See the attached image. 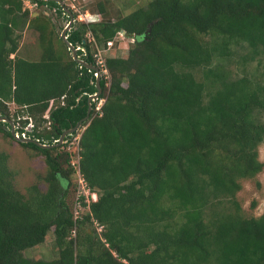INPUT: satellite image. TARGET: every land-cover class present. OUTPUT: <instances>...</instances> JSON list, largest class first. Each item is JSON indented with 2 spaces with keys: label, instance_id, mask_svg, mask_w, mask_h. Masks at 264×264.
Returning <instances> with one entry per match:
<instances>
[{
  "label": "trees",
  "instance_id": "16d2710c",
  "mask_svg": "<svg viewBox=\"0 0 264 264\" xmlns=\"http://www.w3.org/2000/svg\"><path fill=\"white\" fill-rule=\"evenodd\" d=\"M31 1L65 13L53 0ZM88 9L99 19L66 31L86 63L95 65L86 33L99 45L120 30L135 35L126 57L104 58L107 77L99 76L97 96L103 103L94 113L90 101L81 122L79 171L96 200L76 220V250L72 211L63 201L69 155L18 142L43 155L47 168L45 190L31 185L24 195L0 151V264H264V208L248 218L215 209L233 198L239 180L262 169L264 98L247 77L228 76L202 103L192 73L201 67L211 74L219 46L231 54L232 46L264 50V0H150L127 14H110L109 0H97ZM28 13L22 0H0V102L37 112L38 120L48 112L51 129L35 126L28 136L51 144L82 119L97 87L94 70L71 56L61 62L50 47L36 61L16 55L14 32ZM0 115L8 117L2 108ZM92 222L101 225L99 234ZM50 228L56 257L19 256Z\"/></svg>",
  "mask_w": 264,
  "mask_h": 264
},
{
  "label": "rangeland",
  "instance_id": "374dc122",
  "mask_svg": "<svg viewBox=\"0 0 264 264\" xmlns=\"http://www.w3.org/2000/svg\"><path fill=\"white\" fill-rule=\"evenodd\" d=\"M62 1L65 7L69 8L72 12L73 21L71 24L85 23L99 19L97 13H92L88 9L94 6V2L97 0ZM148 1L150 0H109L111 4L109 13L127 14L136 8L145 6ZM22 7L28 9L29 13L22 27L16 29L14 32V38L17 43L16 55L26 60L36 61L40 58L44 48L50 47L52 53L61 62L68 61L71 55L59 38L60 31L68 21L67 13H57L54 9L46 5H35L31 7L25 1H22ZM79 16L80 18H78ZM84 37L90 43L92 53L95 49H100L103 58L108 56L126 57L128 48L133 42V38L131 37H127L124 34H116L113 38L112 45L109 48H104L103 45L94 43L89 33H86ZM231 49L232 54L229 48L226 49L222 46H219L217 50L211 52L214 59L210 62L212 73L208 76L201 74V67L193 69L192 73L201 87L202 103H205L207 98L222 86L224 79L228 76L247 77L251 85H254L258 89L261 97L264 98V50H256L250 47L241 49L236 46H232ZM215 60L219 61V63L214 62ZM103 100L104 98L96 99L94 106L100 105L103 103ZM1 108L7 113V118L12 122H18L19 125H22V121L26 120L25 123L31 122V129H34L35 126L41 132H48L51 129L50 124H47L42 116L39 120L37 119L39 115L37 112L28 115V113H24L22 106H17L11 101L2 100L0 102ZM93 110L96 113V109L93 108ZM262 119L264 121V114ZM82 129L83 126L80 123L68 136L63 137V140L66 137V142L53 146L56 149L51 151V154L60 153V158H63L66 152L69 155L68 165H70L69 161L75 160L77 153L79 154L80 147L76 139ZM7 130L9 131V127L7 126L2 127L0 130V151L7 155L6 164L12 172L13 187L24 195L27 194V188L31 185H37L39 191H44L46 182L42 178L46 174L47 168L43 155L29 147L19 144L16 140H12L5 133ZM257 156L263 163L262 169L252 178L239 180L240 188L235 192L233 198L222 200L215 209L222 212L237 211L236 213L245 218L251 216L256 217L261 214L264 208V139L257 147ZM70 168V185L66 188L63 201L69 210L73 211L74 197L78 183L71 165ZM235 204L237 207H235ZM85 210L86 207H81L80 213ZM91 227L97 234L102 229L101 225L95 222H92ZM84 228L89 231L90 226L84 225ZM81 236L82 232L76 230H74L73 234H70V237L74 240V248L76 250L78 249V240H80ZM58 254V247L53 242L52 228H50L46 232L42 242L23 250L19 253V256L29 259L49 260Z\"/></svg>",
  "mask_w": 264,
  "mask_h": 264
},
{
  "label": "built area",
  "instance_id": "2783aa9c",
  "mask_svg": "<svg viewBox=\"0 0 264 264\" xmlns=\"http://www.w3.org/2000/svg\"><path fill=\"white\" fill-rule=\"evenodd\" d=\"M25 1L27 4H29L31 7L36 5V2L31 1V0H22ZM80 18V16L78 17ZM116 34L121 35L124 34V32L122 30L118 31ZM113 43V39L112 40H108L105 42V44L103 45L104 48H109ZM76 48L80 49L83 51L82 48L76 46ZM92 57L95 63V67H96V71H93V76H102L104 78L107 77V70L104 66V58L102 57L101 54V50L100 49H95V51L92 53ZM91 95V94H90ZM63 95L60 96V101L59 104H63ZM97 99L94 98L91 101H95ZM102 105V103L100 105L94 106L93 108L96 109V112L99 111L100 106ZM42 118H44L47 122V124H50L49 122V118H48V112H45L42 114ZM32 128V124L31 122H27L24 123V125H19L18 122H13V140H19V139H25V138H29L28 133L31 131ZM84 128V126H83ZM82 131V130H81ZM81 133V132H80ZM79 135H77V141L79 139ZM56 141V140H54ZM63 142H66V139L63 140ZM78 159H79V154L77 153V158L75 160H71L69 161L70 165L73 168L74 174L76 176V181L78 183V188L76 190L75 193V197H74V209L72 211V220H73V227L70 231V234L74 233V226L76 224V220L79 218L80 216V208L81 207H87L88 203L90 201H95L96 200V192L91 190L88 186V184L86 183V181L84 180L83 176L81 175L80 171H79V165H78ZM82 203H85V205H82ZM87 209V208H86Z\"/></svg>",
  "mask_w": 264,
  "mask_h": 264
},
{
  "label": "water",
  "instance_id": "95a60500",
  "mask_svg": "<svg viewBox=\"0 0 264 264\" xmlns=\"http://www.w3.org/2000/svg\"><path fill=\"white\" fill-rule=\"evenodd\" d=\"M53 1H55L61 7V9L65 13H67L68 21H67L65 27L60 31L59 37H60L61 41L66 45V48H67V50L69 51V53L71 55V58L76 63L86 67L87 69H92V70L96 71V67L94 65H90V64L86 63L83 59L79 58V56L76 54V49L77 48L72 46L66 39V31L70 28V25H71V23L73 21L72 13L70 12V10L67 7H65V5L63 4L62 0H53ZM124 35L127 36V37H131V38H133L135 36L133 33H124ZM98 79H99L98 76H95V85L97 87V90L87 97V108H86L85 115L82 117V119L77 121L75 123V125H73L71 128L61 132L55 143H53V144L40 143L38 140L32 139V138L19 139L17 141L21 142V143H25V142L33 143L36 146H39L41 148H50V147H53L54 145H59L60 143H62L63 142V137L66 134L74 131L77 128V126L82 121H85L86 119H88L89 111H90V101L92 99L96 98L98 96V93H99ZM0 121H3V122L8 124V126H9V134H10L11 137H13V122L9 118H7L5 116H1V115H0Z\"/></svg>",
  "mask_w": 264,
  "mask_h": 264
},
{
  "label": "flooded vegetation",
  "instance_id": "af4514ba",
  "mask_svg": "<svg viewBox=\"0 0 264 264\" xmlns=\"http://www.w3.org/2000/svg\"><path fill=\"white\" fill-rule=\"evenodd\" d=\"M98 78H99V77H98ZM70 133H71V132H70ZM70 133H68V134H70ZM68 134H66V135L68 136ZM66 135H65V136H66Z\"/></svg>",
  "mask_w": 264,
  "mask_h": 264
}]
</instances>
